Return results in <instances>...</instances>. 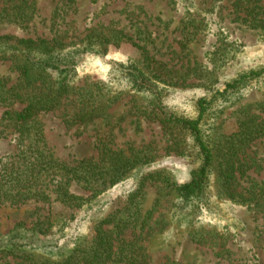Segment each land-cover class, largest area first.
Returning a JSON list of instances; mask_svg holds the SVG:
<instances>
[{"label":"rangeland","instance_id":"obj_1","mask_svg":"<svg viewBox=\"0 0 264 264\" xmlns=\"http://www.w3.org/2000/svg\"><path fill=\"white\" fill-rule=\"evenodd\" d=\"M29 3L34 14L25 24L0 19V35L11 39V44L21 38L42 37L80 45L91 32L109 37L112 42L79 54L71 74L73 89L54 110L41 111L26 123H15L7 119L6 111H19L24 104L0 105V173L3 167L11 166L23 145L29 143L37 125L54 155L67 165L97 159V137L109 125L117 149L129 153L131 147L140 148L152 157L139 165L137 175L163 170L173 181H187L191 171L199 166L194 147L191 144L184 149L177 147L157 118L145 112L153 108V96L137 90L124 76L123 72L132 68L147 71L135 44L145 46L159 61L155 64L158 71L169 70V80L159 83L164 105L189 116L197 114L198 98L222 90L241 72L264 65V0H29ZM189 8L194 10L193 15L186 14ZM116 36L123 37L119 44L114 40ZM14 58L0 59V77L9 79L8 85L15 84L20 75L17 67L20 60ZM93 97L94 118L80 122L78 117L91 108L88 99ZM261 102H264V75L241 91L219 96L203 119L206 138L212 139L219 132L231 133L237 117L244 116L249 109L256 111ZM242 162L247 171L239 179L240 189L253 180L264 185V136L248 146ZM137 181V177L129 176L94 197L73 183L72 192L90 198L73 219H68L65 248H71L78 239H90L95 223L121 205L136 188ZM52 200L29 199L0 205V241L18 223L31 226L63 211L62 205ZM176 202L173 188L162 181L147 182L142 209L144 212L153 209V216L145 226L129 228L123 235L143 246L146 264H264V195L254 204H244L218 197L213 186L208 211H191V215L177 218ZM194 233L205 235L206 240L197 242ZM15 262L13 256L0 252V264Z\"/></svg>","mask_w":264,"mask_h":264},{"label":"trees","instance_id":"obj_2","mask_svg":"<svg viewBox=\"0 0 264 264\" xmlns=\"http://www.w3.org/2000/svg\"><path fill=\"white\" fill-rule=\"evenodd\" d=\"M30 4L29 0H0V19L25 24L34 14ZM192 10L189 8L185 12L193 15ZM120 38L123 37H115L117 44ZM10 40L0 35V59L15 57L20 60L17 65L20 75L13 85H8L9 79L6 77H0V105L10 107L17 102L24 104L19 111H6L7 119L15 123H26L41 111L57 108L73 89L71 74L79 54L95 51L96 45L112 42L109 37L96 32L84 37L80 45L74 41L42 37L17 39L16 44H11ZM135 45L140 49L147 71L132 68L124 71V76L137 90L153 96V108L145 109V112L157 118L178 148L184 149L191 144L199 159V166L182 183L173 181L163 170L149 171L139 176V165L152 157L140 148L131 147L129 153L117 149L109 125L97 137V159H83L74 165H67L57 159L45 141L43 130L37 125L29 143L23 145L11 166L2 168L0 205L7 202L24 203L29 199L51 202L53 199L62 205L63 211L39 219L31 226L18 223L2 237L0 252L13 256L15 264H146L147 255L143 246L136 240L125 239L123 235L129 228L145 226L153 216V209L145 212L142 209V197L148 181H162L176 191V218L191 215V211H208L213 186L218 197L244 204H254L264 195V185L261 183L253 180L242 189L239 183L247 171L242 162L244 153L251 143L264 136V117H261L264 102L257 105L256 111L249 109L244 116L237 117L235 130L229 134L219 132L212 139H207L202 129L205 113L215 99L241 91L254 79L262 78L264 65L241 72L228 81L222 90L216 89L208 96L198 98L195 101L197 114L189 116L164 105L159 83L169 80V70L165 73L158 71L155 64L159 61L149 54L145 46ZM91 95L94 96L93 91ZM94 97L88 99L91 108L78 117L80 122L94 118ZM178 140L181 144L177 143ZM129 176L138 178L137 186L128 193L122 204L95 223L90 239H78L71 248H65L64 229L69 223L68 219L75 217L76 211L89 201L88 198L110 189ZM73 183L90 191V197L72 192ZM193 236L197 242L206 240L201 233L199 236L194 233ZM64 249H68L66 253L62 252Z\"/></svg>","mask_w":264,"mask_h":264}]
</instances>
